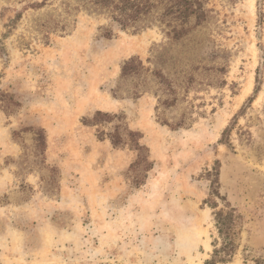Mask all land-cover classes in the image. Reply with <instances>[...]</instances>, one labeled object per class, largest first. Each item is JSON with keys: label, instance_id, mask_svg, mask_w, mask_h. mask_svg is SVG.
<instances>
[{"label": "rangeland", "instance_id": "obj_1", "mask_svg": "<svg viewBox=\"0 0 264 264\" xmlns=\"http://www.w3.org/2000/svg\"><path fill=\"white\" fill-rule=\"evenodd\" d=\"M148 1L0 0V264H264V0Z\"/></svg>", "mask_w": 264, "mask_h": 264}, {"label": "trees", "instance_id": "obj_2", "mask_svg": "<svg viewBox=\"0 0 264 264\" xmlns=\"http://www.w3.org/2000/svg\"><path fill=\"white\" fill-rule=\"evenodd\" d=\"M100 8L106 10L110 16L115 20L122 28L132 27L134 30L142 29L143 27L147 26L153 20L147 19V14L150 12V8L153 7L154 4L149 3L148 0H94ZM176 10L179 14H185L187 12L193 11L191 6L186 0H178L175 3ZM174 6V4H172ZM148 21V22H147ZM179 26L173 25L170 28V32L174 37H179L182 32L186 28H184V24L186 23V19H182L178 21ZM167 26H170V22L166 23ZM141 62L138 60L137 57H131L128 60L124 61L121 66V76H128L130 74L138 73L141 69ZM111 118L109 113L102 112L97 110L92 117L83 118V122L89 126H97V128L103 123L110 121ZM100 135H107L110 137L112 143L117 145L120 143V136L117 132H105L103 130H98ZM130 136H133V132H129ZM134 148L137 150L144 149L143 146H140L136 140L134 142ZM147 161L148 160L141 156L140 159L138 157L137 161ZM137 164V163H136ZM215 207V206H212ZM214 220H215V227L219 235L229 233L231 231V224H230V216L229 214L223 215L221 210H217L213 212ZM227 242H225L226 244ZM216 250L214 249L213 253L215 254Z\"/></svg>", "mask_w": 264, "mask_h": 264}, {"label": "bare ground", "instance_id": "obj_3", "mask_svg": "<svg viewBox=\"0 0 264 264\" xmlns=\"http://www.w3.org/2000/svg\"><path fill=\"white\" fill-rule=\"evenodd\" d=\"M206 218V216L203 218V220ZM206 231H203V233H205ZM204 245L205 247L208 249L210 246H209V243H208V239H205L204 240Z\"/></svg>", "mask_w": 264, "mask_h": 264}]
</instances>
